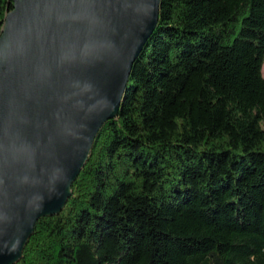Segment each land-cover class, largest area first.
I'll list each match as a JSON object with an SVG mask.
<instances>
[{"label": "trees", "instance_id": "trees-1", "mask_svg": "<svg viewBox=\"0 0 264 264\" xmlns=\"http://www.w3.org/2000/svg\"><path fill=\"white\" fill-rule=\"evenodd\" d=\"M263 64L264 0H161L117 116L15 264H264Z\"/></svg>", "mask_w": 264, "mask_h": 264}, {"label": "water", "instance_id": "water-1", "mask_svg": "<svg viewBox=\"0 0 264 264\" xmlns=\"http://www.w3.org/2000/svg\"><path fill=\"white\" fill-rule=\"evenodd\" d=\"M161 0H15L0 36V264L62 211Z\"/></svg>", "mask_w": 264, "mask_h": 264}, {"label": "rangeland", "instance_id": "rangeland-1", "mask_svg": "<svg viewBox=\"0 0 264 264\" xmlns=\"http://www.w3.org/2000/svg\"><path fill=\"white\" fill-rule=\"evenodd\" d=\"M262 75L264 77V64H263V67H262Z\"/></svg>", "mask_w": 264, "mask_h": 264}]
</instances>
